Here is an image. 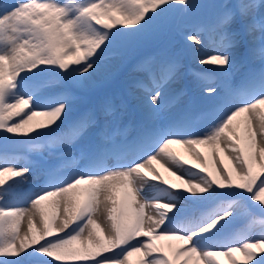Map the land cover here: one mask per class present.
<instances>
[{
	"label": "snow or ice",
	"instance_id": "6c2138e0",
	"mask_svg": "<svg viewBox=\"0 0 264 264\" xmlns=\"http://www.w3.org/2000/svg\"><path fill=\"white\" fill-rule=\"evenodd\" d=\"M176 4L188 6L189 0L0 4L5 139L55 137L67 149L88 137L96 121L88 114L73 116L78 95L109 70V50L123 62L133 50L168 35ZM217 7L218 43L206 46L193 32L186 37L194 44L190 53L136 64L148 80L137 86L149 118L185 79L209 98L201 112L184 111L142 129L116 149L118 162L111 167L92 154L86 168L65 177L48 170L44 184L23 198L15 193L29 183L30 162L0 155V264H23L25 257L36 264H132L134 254H140L138 264H264V219L257 233L225 231L241 205L264 214V62L238 83L229 82L237 63L233 50L252 32L257 15L264 29V0ZM44 74L48 78L39 79ZM25 219L27 232L21 235Z\"/></svg>",
	"mask_w": 264,
	"mask_h": 264
},
{
	"label": "rangeland",
	"instance_id": "374dc122",
	"mask_svg": "<svg viewBox=\"0 0 264 264\" xmlns=\"http://www.w3.org/2000/svg\"><path fill=\"white\" fill-rule=\"evenodd\" d=\"M11 2L12 0H3V3ZM59 2L66 3L68 0H59ZM232 2H234V0H189V5L186 10L182 9L184 5L176 4L169 13L172 27L169 34L164 37L167 38V42L164 43L162 37L157 41L141 46L130 52L123 62L115 59L117 55L115 50H109L106 53L109 70L106 73H102L94 78L89 87L78 95V99L73 110L74 117L79 116L80 114H88L94 117L95 112H99L104 120L102 132H98L96 134H99L100 136L91 137V147L83 146L85 141L82 140L80 144L78 143L79 139H77L73 141L69 148L65 149L63 145L56 141L55 137L32 135L30 138L21 136L5 139V134L0 132V155L6 154L9 158L16 157L20 163L28 161L30 162V166L32 168V174L28 177L29 183L21 185L15 193V197L23 198L32 188L42 186L46 180V172L48 170L53 171L59 177H65L68 173L71 174V167L75 166L77 169H80L79 163L82 162L81 158L73 159V156L76 155V157H79V152L82 154L83 149L86 148H88V157L92 154H95L96 157V150H102L107 155V159L100 161L101 166L111 167L112 162L117 161L116 149L126 146L131 141L126 139L127 136L123 138L118 136V134H121L119 131L125 129L127 132H130V134H134L132 125H129L132 119L127 121L132 107L133 110L131 113L135 114L139 118L138 133L144 128L152 127L154 124L159 125L161 123H166L181 112H192L193 106L194 108L202 107L205 109L209 103V98L204 96L200 90L192 86L190 81L185 79L180 80L173 85L162 101L163 106L160 112L156 116L149 118L144 113L141 104L143 90L137 86L140 82L148 84V80L146 78L142 79V77L144 75L146 76V74L136 71V64L146 57L158 58L173 52L190 53L194 44L191 41H187L186 37L193 32L201 30L197 29V26H195L199 24L196 23L197 19L200 23H207L210 21L214 23L220 12V8L217 6L226 5ZM191 5L195 6L192 7ZM181 13L182 15H180ZM260 19V16L257 15V24L252 32L243 36L241 40V47L238 50H233V53L237 56V63L231 70V76L229 79L230 83H238L250 68H258L262 62H264V51H262V49H264V39H262L264 38V29L260 26ZM233 27L238 28L239 25L236 24ZM163 43L164 45L160 46ZM211 45L212 44H209L208 46ZM152 46H160V50L167 51V53L164 54L162 51H156L155 48L148 50ZM243 50H245V52L246 50H250L246 54L247 60H249L247 62L242 59L241 55ZM190 66L191 63L189 61L186 64V68ZM130 76H139V78H128ZM47 78L48 75L44 74L39 79L43 80ZM117 90H121V92L119 93ZM189 91H192L193 94L197 93L199 96L197 99L200 98V102L198 103L197 101L196 103V99L191 105H186L188 107L185 110L180 109L181 105L188 103ZM104 93L109 94V102H106L103 98ZM113 102H119L118 113L111 105ZM83 105H87V109L81 111L80 108ZM107 105L111 106L110 109L106 107ZM115 116H119L117 124L114 122L116 119ZM34 119L40 120L42 118L36 117ZM93 127H96V124ZM121 127L123 128L121 129ZM110 132L114 134V138H110L112 135ZM38 141H41L42 143H39ZM77 143L80 145H77ZM176 147L181 154L188 158V153L185 152L183 147ZM121 155H123V153H121ZM156 167L158 168V164ZM159 170L166 179L178 183L175 177L171 175L167 176L161 168H159ZM227 195L231 196V193ZM145 211L147 212V209ZM247 211L251 212L249 216H256L253 217V223L250 221V225L242 224L239 225L240 227L238 226L234 229L232 224H235L237 221L240 222L242 218H244L243 215ZM239 213L240 214L237 216L235 222L228 226L227 229H229V231L226 232L227 234L232 236L247 235L260 231L261 225L258 221L263 219L258 218L260 212H255L253 209H247L241 205ZM247 218L243 220L242 223L246 222ZM20 231L21 235L27 232L26 219L21 221ZM137 256L138 255L134 254L130 257L132 264H138L140 256ZM23 264H36V258L25 257Z\"/></svg>",
	"mask_w": 264,
	"mask_h": 264
},
{
	"label": "bare ground",
	"instance_id": "6f19581e",
	"mask_svg": "<svg viewBox=\"0 0 264 264\" xmlns=\"http://www.w3.org/2000/svg\"><path fill=\"white\" fill-rule=\"evenodd\" d=\"M144 111V110H143ZM35 120V119H34ZM95 129H96V127H93L92 129H91V131H90V135L92 134V133H95ZM89 137V136H88ZM87 137H85V138H83V139H79L78 140V143H80L82 140H84V139H86ZM186 152V151H185ZM187 153V152H186ZM82 161V160H81ZM87 162H89V160H87ZM157 166V165H156ZM158 168H160V165H158ZM162 170H164L163 168H161ZM164 172L167 174V176L168 175H170L168 172H166L165 170H164ZM152 195V194H154V190H149V195ZM135 255H138L137 257H139L140 256V254H135Z\"/></svg>",
	"mask_w": 264,
	"mask_h": 264
}]
</instances>
